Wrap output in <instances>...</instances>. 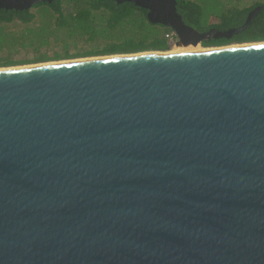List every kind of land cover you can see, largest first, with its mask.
I'll return each mask as SVG.
<instances>
[{
  "label": "water",
  "instance_id": "water-1",
  "mask_svg": "<svg viewBox=\"0 0 264 264\" xmlns=\"http://www.w3.org/2000/svg\"><path fill=\"white\" fill-rule=\"evenodd\" d=\"M0 264H264V42L0 68Z\"/></svg>",
  "mask_w": 264,
  "mask_h": 264
},
{
  "label": "trees",
  "instance_id": "trees-1",
  "mask_svg": "<svg viewBox=\"0 0 264 264\" xmlns=\"http://www.w3.org/2000/svg\"><path fill=\"white\" fill-rule=\"evenodd\" d=\"M147 13L131 3L117 4L116 0H56L52 4H38L28 11L0 10V68L170 51L173 44L166 36L171 29L150 23ZM43 26L50 33L38 36V41L58 44L54 48L57 54L19 62L13 46L35 42L36 32ZM33 31H36L34 35ZM70 39H74L71 44ZM263 42L264 10L232 40H225L221 45ZM71 45L79 51L71 54Z\"/></svg>",
  "mask_w": 264,
  "mask_h": 264
},
{
  "label": "flooded vegetation",
  "instance_id": "flooded-vegetation-1",
  "mask_svg": "<svg viewBox=\"0 0 264 264\" xmlns=\"http://www.w3.org/2000/svg\"><path fill=\"white\" fill-rule=\"evenodd\" d=\"M222 1L227 3V0ZM233 3H235V0ZM190 5H193V7ZM230 6L233 5L227 6L226 15L221 14V17H219L213 16L212 14L206 17L204 16V11L201 9V4L199 2L194 0H177V12L188 30L180 29V34H177L176 31L171 29V33H173L174 36L173 46L180 47V44L184 45V48L193 46L201 49L227 46L221 44L225 40H232L233 37L239 33H236L237 30L244 27L250 13L257 7L263 5L256 4L238 10L237 12L233 11ZM195 7H198V9L194 10Z\"/></svg>",
  "mask_w": 264,
  "mask_h": 264
},
{
  "label": "rangeland",
  "instance_id": "rangeland-1",
  "mask_svg": "<svg viewBox=\"0 0 264 264\" xmlns=\"http://www.w3.org/2000/svg\"><path fill=\"white\" fill-rule=\"evenodd\" d=\"M194 1L199 2L201 4V9L204 11V16H206V17L210 16L212 14H213V16L221 17V14H225L227 6H229V5H233L230 7H232L233 11H236V12L238 10H242L244 8H247V7L256 5V4L264 5V0H235V3H233L234 0H227V3H225L222 0H194ZM205 21H207V20H205ZM35 32L36 31H33L32 35H34ZM49 33H50V31L46 27L43 26L39 31L36 32L35 42H33L31 40V41H27V43H20V44L17 43L15 46H13V52L15 55H17V56H15V58H17V60L19 62H21L22 60L36 61L39 58H41L42 56L51 57V56H54L55 54H57V52H56V50H54V48L58 47V44H55L52 42L41 44L38 41V38H37L38 36L44 37V36L48 35ZM68 41H69V44H71L74 42V39H70ZM77 42H79V40H77ZM81 44H83V43H81ZM235 45H239V44L234 43V44H230V45H227L224 47H228V46L233 47ZM176 48H177V46H172V49L168 52H171ZM199 49H201V48H199ZM78 51H79L78 49H76L73 45H71V49H70L71 54L77 53ZM91 58H94V57H91ZM82 59H86V58H82ZM74 60H78V59H74Z\"/></svg>",
  "mask_w": 264,
  "mask_h": 264
},
{
  "label": "bare ground",
  "instance_id": "bare-ground-1",
  "mask_svg": "<svg viewBox=\"0 0 264 264\" xmlns=\"http://www.w3.org/2000/svg\"><path fill=\"white\" fill-rule=\"evenodd\" d=\"M231 48V47H229ZM204 49H199L198 47H189V48H184V47H177L171 52H167L168 54H182V53H189V52H200L203 51ZM6 69V68H5Z\"/></svg>",
  "mask_w": 264,
  "mask_h": 264
},
{
  "label": "built area",
  "instance_id": "built-area-1",
  "mask_svg": "<svg viewBox=\"0 0 264 264\" xmlns=\"http://www.w3.org/2000/svg\"><path fill=\"white\" fill-rule=\"evenodd\" d=\"M166 37H167L168 41L173 44V41H174L173 33H169Z\"/></svg>",
  "mask_w": 264,
  "mask_h": 264
}]
</instances>
